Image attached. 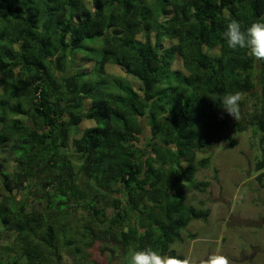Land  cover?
<instances>
[{
	"label": "trees",
	"instance_id": "obj_1",
	"mask_svg": "<svg viewBox=\"0 0 264 264\" xmlns=\"http://www.w3.org/2000/svg\"><path fill=\"white\" fill-rule=\"evenodd\" d=\"M226 13L244 28L264 0H0V264L170 254L208 216L186 204L199 155L248 128L263 181L264 61L223 44ZM232 90L236 120L211 100Z\"/></svg>",
	"mask_w": 264,
	"mask_h": 264
},
{
	"label": "rangeland",
	"instance_id": "obj_2",
	"mask_svg": "<svg viewBox=\"0 0 264 264\" xmlns=\"http://www.w3.org/2000/svg\"><path fill=\"white\" fill-rule=\"evenodd\" d=\"M106 71L126 77L114 65H107ZM89 125L84 122L80 129ZM233 138V145L219 143L199 155L209 158L210 164L197 172L195 180L207 186L202 192L187 190L186 204L208 210V216L205 221H191L182 233V241L175 245L184 257L220 251L230 257L231 264H264V179L257 181L253 170L257 136L248 128ZM8 240V234L0 230V246ZM111 247L96 241L88 251V262L66 253L62 264H127V258L119 250L111 251Z\"/></svg>",
	"mask_w": 264,
	"mask_h": 264
},
{
	"label": "clouds",
	"instance_id": "obj_3",
	"mask_svg": "<svg viewBox=\"0 0 264 264\" xmlns=\"http://www.w3.org/2000/svg\"><path fill=\"white\" fill-rule=\"evenodd\" d=\"M226 19L227 23L221 34L223 44L229 50H245L248 56L264 61V20H252L242 28L240 20L228 16L227 13ZM241 99L242 93L232 90L217 93L211 100L218 103L224 112L236 120L239 118ZM166 252L170 254L148 246L144 248L133 246L129 249L127 264H231L230 257L220 251L209 252L203 257H181L175 254L178 248L173 243L168 245Z\"/></svg>",
	"mask_w": 264,
	"mask_h": 264
}]
</instances>
